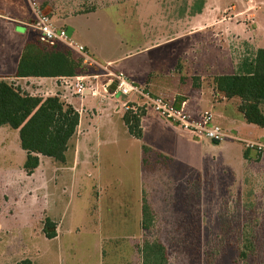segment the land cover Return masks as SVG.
<instances>
[{"label":"rangeland","instance_id":"rangeland-1","mask_svg":"<svg viewBox=\"0 0 264 264\" xmlns=\"http://www.w3.org/2000/svg\"><path fill=\"white\" fill-rule=\"evenodd\" d=\"M32 2L59 27L69 15L106 8L92 15L93 26L82 17L74 22L82 39L90 29L107 57L185 33L181 26L196 16L199 0H0V13L31 21ZM202 3L199 18L215 31H200V44L221 42L235 62L264 47V0ZM5 25L0 19V52L11 46L13 27ZM122 33L133 41L121 44ZM81 106L85 136L68 141L63 162L40 155L29 175L17 131H0V264H142L145 240L163 243L167 264H264V167L255 151L244 159L241 141L198 140L172 123L138 139L116 115L123 109L105 113L104 120H118L112 129L105 121L88 127L92 114ZM242 133L264 142L258 132ZM143 198L153 214L147 229ZM45 218L57 223L51 239L42 231Z\"/></svg>","mask_w":264,"mask_h":264},{"label":"crops","instance_id":"crops-1","mask_svg":"<svg viewBox=\"0 0 264 264\" xmlns=\"http://www.w3.org/2000/svg\"><path fill=\"white\" fill-rule=\"evenodd\" d=\"M105 9L106 8H96L69 15L64 19L63 28L67 30L70 36L76 37V40H78L77 42L84 45L94 59L101 63H109L113 69L124 73L130 80L144 87L151 95L183 103L185 111L193 118H197L204 111H209L212 114L215 124L219 125L229 134L241 139L253 140L252 137L242 133V130L245 129L258 132L257 138L260 137L264 139V127L245 121L242 112L238 109L240 99L238 97L226 98L221 92H218L214 88L212 81L214 76L239 73L242 61L235 62L232 60L229 48L226 46L221 47V42H218V44L217 42L215 44V41H208L204 44L199 43V37L195 36L201 34L200 31H215L211 22H205L199 18L201 13L198 12L196 16H193L190 20L188 18L185 20L184 24L181 26V31L186 30L185 33L182 32L175 36H166L163 41L155 39L151 42H146L142 47L134 50L129 49V51L121 54L117 53L106 57L98 53L95 41L91 40L90 29L85 27L83 33H87V36H83L82 39V37H80L82 34L79 33V26L74 22L77 18L82 17L86 20L88 19L87 25L91 26L92 24L89 21L91 20L90 18L93 19L92 15L99 11L104 13L103 10ZM71 18L72 24L71 21H69ZM0 19H4L7 24L5 25L6 28L8 25L13 27V35L10 34L11 46L0 52V78L12 83L14 86H18L22 91L30 95L46 97L62 94L59 76L15 77L17 63L24 44L27 41L38 39V33L31 26L32 20H11L10 17L1 13ZM189 26H191L193 30L187 32ZM15 27L19 29V31H17ZM76 34L78 36H75ZM190 35L191 38L189 42L188 37ZM127 37L128 35L126 33H122V35H120V43L122 44L125 42V44H127V40L128 42L133 41L130 36L129 38ZM130 46H132V44H130ZM54 48L57 50H65L61 45H57ZM258 48L264 47H257L255 51ZM72 56L76 57L75 54ZM76 100L79 104L85 105L92 114L90 115L87 113V119L85 118L88 127L94 128L96 123L105 121V125L112 129L113 124L118 122V120H110L108 118L104 120L105 118H103L107 117L105 113L110 112L111 105L113 104L111 100L92 98L90 96H87L83 100H79L68 95L65 103L72 105L75 110L80 112L79 123L72 138L79 133L85 136L88 132L87 129L83 132L81 114V108L83 107L81 105L80 108L77 107L75 105ZM122 100L124 99L122 98ZM122 100H120V102ZM259 107L264 114V104H260ZM116 115H119L120 119H122L121 113ZM122 123L124 124L123 119ZM168 123L171 122L161 118L151 108L147 107L144 114L140 117V126L142 130L140 138H143L146 129H157L160 126H167ZM124 126L126 127L125 124ZM8 129L12 132L16 130L18 133L17 129H12L7 125L0 126V131L5 132L8 131ZM13 134L15 135V132H13ZM23 152L25 160V151L23 150ZM258 156L257 163L264 167V153ZM250 157L251 154L247 153V155H244L243 150V158ZM40 162L41 159L39 157V163ZM77 165L76 162L75 168ZM50 220L54 223L56 230L57 223L52 219Z\"/></svg>","mask_w":264,"mask_h":264},{"label":"trees","instance_id":"trees-1","mask_svg":"<svg viewBox=\"0 0 264 264\" xmlns=\"http://www.w3.org/2000/svg\"><path fill=\"white\" fill-rule=\"evenodd\" d=\"M199 0L194 13L202 7ZM42 10L47 13L44 7ZM193 15V14H192ZM70 51L46 47L38 39L27 41L17 63L15 77H55L77 74L80 62L71 58ZM73 55V53H71ZM214 88L226 98L238 97V109L247 123L264 127V114L259 105L264 104V48L256 49L249 59L240 64V72L214 76ZM144 114L127 111L122 119L128 132L141 136L140 117ZM79 123V113L72 105L58 96H36L22 91L18 86L0 78V126L7 125L18 130L20 147L25 151L22 165L26 174H31L39 165V155L63 162L68 141ZM145 150V148L143 147ZM245 149L244 155H247ZM260 155V154H258ZM151 208L143 198L141 227L147 229L153 221ZM46 227L52 228L46 232ZM42 231L51 239L55 233L54 223L45 218ZM142 264H167V251L159 240H145L141 247Z\"/></svg>","mask_w":264,"mask_h":264},{"label":"built area","instance_id":"built-area-1","mask_svg":"<svg viewBox=\"0 0 264 264\" xmlns=\"http://www.w3.org/2000/svg\"><path fill=\"white\" fill-rule=\"evenodd\" d=\"M33 15L31 26L37 31L39 41L46 47L63 46L76 55L82 69L85 72L72 76H59L62 94L56 95L63 102L67 101L68 95L79 100L87 96L111 100L113 112L124 113L138 111L137 100H142V109L151 108L161 118L175 124L185 131H190L198 140L232 139L241 141L245 149L253 150L257 154L264 153V142L252 139H241L229 134L219 125L215 124L209 111L202 112L197 118L191 117L184 109L183 103L160 96H153L144 87L130 80L124 73L111 67L109 63H101L94 59L87 48L75 41L63 27H57L39 4L31 3ZM128 98L131 104L127 100ZM120 100H122L120 102ZM120 106V109H119ZM123 113V114H124Z\"/></svg>","mask_w":264,"mask_h":264},{"label":"water","instance_id":"water-1","mask_svg":"<svg viewBox=\"0 0 264 264\" xmlns=\"http://www.w3.org/2000/svg\"><path fill=\"white\" fill-rule=\"evenodd\" d=\"M212 142H213V143H218V142H220V141H218V140H212Z\"/></svg>","mask_w":264,"mask_h":264}]
</instances>
